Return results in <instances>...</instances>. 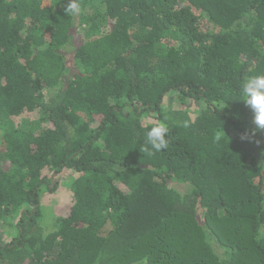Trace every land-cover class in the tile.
<instances>
[{
  "label": "trees",
  "instance_id": "16d2710c",
  "mask_svg": "<svg viewBox=\"0 0 264 264\" xmlns=\"http://www.w3.org/2000/svg\"><path fill=\"white\" fill-rule=\"evenodd\" d=\"M68 3L0 0V264H264V133L240 95L264 75V0ZM158 123L168 147L143 153Z\"/></svg>",
  "mask_w": 264,
  "mask_h": 264
},
{
  "label": "clouds",
  "instance_id": "9594fccd",
  "mask_svg": "<svg viewBox=\"0 0 264 264\" xmlns=\"http://www.w3.org/2000/svg\"><path fill=\"white\" fill-rule=\"evenodd\" d=\"M80 11L77 0H69L64 9L66 15H75ZM241 101L250 107L253 118L252 123L255 126L252 135L257 132L264 133V75H256L246 79L241 84ZM184 127L188 126V122H184ZM169 129L164 123H158L150 127L146 131V139L144 141L143 153L152 154L161 152L168 147L166 139ZM241 139H247L246 135H242Z\"/></svg>",
  "mask_w": 264,
  "mask_h": 264
},
{
  "label": "rangeland",
  "instance_id": "374dc122",
  "mask_svg": "<svg viewBox=\"0 0 264 264\" xmlns=\"http://www.w3.org/2000/svg\"><path fill=\"white\" fill-rule=\"evenodd\" d=\"M164 105L167 108L181 106L178 100H171V96L165 99ZM185 107L190 111L194 110L189 102L185 105ZM38 114L39 113L37 110H34L31 113L24 112L22 115L16 117L15 120L16 122H18L22 118V122L34 126L39 121ZM72 177H75V174L72 173V171L68 169L62 170L60 173L54 175V181H56V183L58 184L56 191L52 193L49 191H44L41 193L42 215L40 226L45 232H50L55 228L58 217H64L69 213V199L71 196V192L68 187V182ZM179 187L183 189L182 185H180ZM2 233L4 234L6 240L9 241L12 235H14V230L11 228H6V226L2 225Z\"/></svg>",
  "mask_w": 264,
  "mask_h": 264
}]
</instances>
